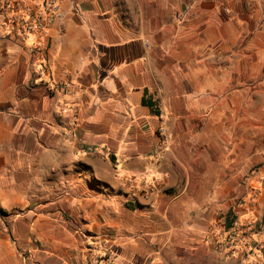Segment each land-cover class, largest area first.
Returning <instances> with one entry per match:
<instances>
[{"label": "crops", "instance_id": "crops-1", "mask_svg": "<svg viewBox=\"0 0 264 264\" xmlns=\"http://www.w3.org/2000/svg\"><path fill=\"white\" fill-rule=\"evenodd\" d=\"M29 44L0 40V264H162L223 196L264 240V0H64Z\"/></svg>", "mask_w": 264, "mask_h": 264}, {"label": "rangeland", "instance_id": "rangeland-1", "mask_svg": "<svg viewBox=\"0 0 264 264\" xmlns=\"http://www.w3.org/2000/svg\"><path fill=\"white\" fill-rule=\"evenodd\" d=\"M126 185L129 190L135 189L140 191L139 196H125L124 207L129 210H134L140 207V198L143 200L149 197L150 188L156 183L144 180H136L134 178L126 179ZM144 194V195H143ZM143 195V196H142ZM141 196V197H140ZM139 197V198H138ZM257 197V193L253 192L251 195V203L254 205V201ZM219 207L216 212L207 213L212 214L213 219L204 217L203 234H197L191 226L184 225V221L180 222L181 229V243L180 253H177V258L164 260H158L156 263L161 262L162 264H264V240L261 238L253 242L252 238H249V230L246 223H243L242 215L236 213L233 210L232 217L230 220H234V226L232 228H226V216L229 211L230 197H221ZM246 196L244 194L238 195L235 199L234 207L240 206L243 208L245 204ZM146 212H140V216ZM204 216L206 213H203ZM145 218L144 216L140 219ZM189 225L193 224L189 221ZM155 226L156 223L152 222ZM199 222V225L202 226ZM185 229H182L184 228ZM153 229V227H152ZM255 227L251 232H255ZM206 232V233H205ZM141 238V237H140ZM141 256V255H140ZM97 261L99 264H114L112 255L108 253H98L90 258L89 264H93ZM131 264H140L138 259L130 260Z\"/></svg>", "mask_w": 264, "mask_h": 264}, {"label": "built area", "instance_id": "built-area-1", "mask_svg": "<svg viewBox=\"0 0 264 264\" xmlns=\"http://www.w3.org/2000/svg\"><path fill=\"white\" fill-rule=\"evenodd\" d=\"M211 3L230 15L234 0H199ZM64 0H0V40L12 38L22 44H29L31 53L43 52L45 42L61 18ZM33 40L32 42L29 40ZM36 83H41V70L37 72ZM53 89L59 83L50 82ZM93 264H99L94 261Z\"/></svg>", "mask_w": 264, "mask_h": 264}, {"label": "trees", "instance_id": "trees-1", "mask_svg": "<svg viewBox=\"0 0 264 264\" xmlns=\"http://www.w3.org/2000/svg\"><path fill=\"white\" fill-rule=\"evenodd\" d=\"M112 160H114V157L111 156ZM233 215V209H229L227 216H226V228H232L234 226L235 221L234 220H230L229 221V217H232Z\"/></svg>", "mask_w": 264, "mask_h": 264}]
</instances>
